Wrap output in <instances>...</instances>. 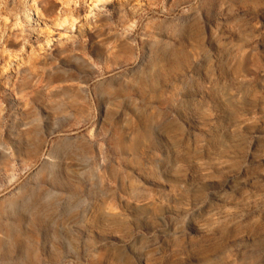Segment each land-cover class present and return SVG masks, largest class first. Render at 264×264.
Returning <instances> with one entry per match:
<instances>
[{"label": "rangeland", "instance_id": "obj_1", "mask_svg": "<svg viewBox=\"0 0 264 264\" xmlns=\"http://www.w3.org/2000/svg\"><path fill=\"white\" fill-rule=\"evenodd\" d=\"M29 3L0 0V264H264V0Z\"/></svg>", "mask_w": 264, "mask_h": 264}, {"label": "bare ground", "instance_id": "obj_2", "mask_svg": "<svg viewBox=\"0 0 264 264\" xmlns=\"http://www.w3.org/2000/svg\"><path fill=\"white\" fill-rule=\"evenodd\" d=\"M62 1V3L66 4L69 13H65L64 15H60L57 21L55 22V25L58 27L67 28L69 30L76 29V23L78 22V18L75 17L73 8V5L78 3V0H59ZM113 0H91L92 4L94 6H100L103 4H109ZM38 0H30L29 8L27 9V13L29 16H39L38 13ZM90 15V14H88ZM87 15V16H88ZM35 18V17H34ZM35 20V19H34ZM35 22V21H34Z\"/></svg>", "mask_w": 264, "mask_h": 264}]
</instances>
